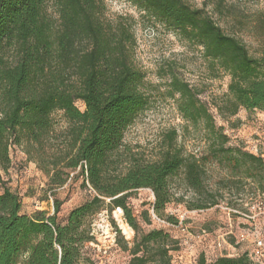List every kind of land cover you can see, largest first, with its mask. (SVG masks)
<instances>
[{
	"label": "trees",
	"instance_id": "trees-1",
	"mask_svg": "<svg viewBox=\"0 0 264 264\" xmlns=\"http://www.w3.org/2000/svg\"><path fill=\"white\" fill-rule=\"evenodd\" d=\"M128 1L200 46L212 69L228 74L227 96L219 107L223 116H234L239 108L264 110V51L252 56L242 40L224 32L204 8L185 0ZM46 3L0 0V166L8 167L11 145L25 140L42 146L52 129L51 115L60 111L68 127L59 153L42 167L48 185L54 189L72 177L81 178L80 186L94 194L71 208L61 222L57 199L52 214L36 211L29 216L21 212L18 194L0 175V264H95L84 246L93 239L88 219L104 198L116 205L113 208L121 207L126 223L137 231L126 198L134 190L150 189L152 209L161 216L174 200L171 180L182 170L185 186L197 196L187 207L209 208L217 203L205 186L204 165L212 160L233 174H243L233 175L226 184L250 179L264 199L263 157L228 146L227 135L215 125L198 92L174 75L168 83L169 96L186 121L202 125L207 151L200 157L183 153L175 145L177 132L171 130L156 160L127 154L124 133L151 99L145 72L135 61L130 22L103 20L100 0H54L55 18L48 15ZM78 101L84 105L82 110ZM169 242L160 229L134 237L129 264H148L155 258L169 264ZM198 264L253 263L242 254L212 262L200 256Z\"/></svg>",
	"mask_w": 264,
	"mask_h": 264
},
{
	"label": "rangeland",
	"instance_id": "rangeland-1",
	"mask_svg": "<svg viewBox=\"0 0 264 264\" xmlns=\"http://www.w3.org/2000/svg\"><path fill=\"white\" fill-rule=\"evenodd\" d=\"M100 1L104 7L103 20L125 18L130 22L136 40L135 61L145 72L146 89L151 96L149 106L124 133L127 154L156 160L164 147V136L171 130L177 132L175 145L183 153L200 157L207 151L202 125L193 126L186 121L180 115L176 101L169 96L168 83L174 75L198 92V98L207 106L215 125L222 127L227 135L228 146L260 154L264 159V110L239 108L234 116H223L219 107L227 96L229 76L221 69H212L200 46L166 28L128 0ZM185 2L195 8H204L224 32L242 40L252 56H261L264 51V0ZM46 11L56 17L54 0H47ZM76 105L80 110L84 108L80 101ZM51 116L52 129L42 146L25 140L19 145H11L10 163L6 169L0 166V175L6 186L18 194L22 213L31 216L36 211H46L52 214L53 201L57 199L61 202L57 213L61 222L71 208L90 200L94 191L81 187V178L75 177L61 187H49L48 176L42 167L49 165L53 156L59 153L63 132L68 127L60 111ZM204 168L205 186L214 194L216 204L206 209H189L187 204L196 201L197 196L185 186L181 170L171 180L174 200L166 205L163 215L154 213V195L150 189L132 191L126 198V206L136 218L137 231L131 229V234L120 231L114 241L105 235L92 234L93 239L84 246L86 255L95 264H129V248L134 237L160 229L170 238L169 264H198L200 256L206 262H212L219 257L242 254H247L253 264H262L259 254L264 252V247L263 250L258 248L257 241L264 243V199L256 183L243 179L239 185L226 184L233 175L243 177V174H233L215 160L207 162ZM113 206L116 205L109 198H104V203L88 222L92 223L100 210L110 212ZM122 240L128 241L127 244ZM148 264H160V259L155 258Z\"/></svg>",
	"mask_w": 264,
	"mask_h": 264
},
{
	"label": "built area",
	"instance_id": "built-area-1",
	"mask_svg": "<svg viewBox=\"0 0 264 264\" xmlns=\"http://www.w3.org/2000/svg\"><path fill=\"white\" fill-rule=\"evenodd\" d=\"M112 220L117 225L119 231H122V224L128 225L124 220L121 207H114L110 212L104 209L97 213L95 219L90 224L91 234L105 235L108 239L114 241L117 237V231L114 230L115 227H112ZM257 247L263 250L264 243L257 241ZM259 255L260 262L264 264V252H261Z\"/></svg>",
	"mask_w": 264,
	"mask_h": 264
},
{
	"label": "bare ground",
	"instance_id": "bare-ground-1",
	"mask_svg": "<svg viewBox=\"0 0 264 264\" xmlns=\"http://www.w3.org/2000/svg\"><path fill=\"white\" fill-rule=\"evenodd\" d=\"M121 229L123 233L131 234V228L129 225L122 224Z\"/></svg>",
	"mask_w": 264,
	"mask_h": 264
}]
</instances>
